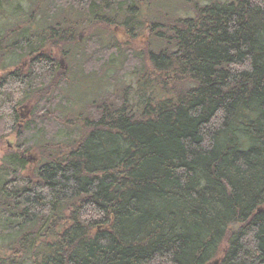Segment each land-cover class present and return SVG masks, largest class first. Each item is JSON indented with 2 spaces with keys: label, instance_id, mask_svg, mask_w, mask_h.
I'll return each mask as SVG.
<instances>
[{
  "label": "trees",
  "instance_id": "obj_1",
  "mask_svg": "<svg viewBox=\"0 0 264 264\" xmlns=\"http://www.w3.org/2000/svg\"><path fill=\"white\" fill-rule=\"evenodd\" d=\"M26 1L0 0V141L17 139L0 264H264V0L189 17L174 0Z\"/></svg>",
  "mask_w": 264,
  "mask_h": 264
},
{
  "label": "rangeland",
  "instance_id": "obj_2",
  "mask_svg": "<svg viewBox=\"0 0 264 264\" xmlns=\"http://www.w3.org/2000/svg\"><path fill=\"white\" fill-rule=\"evenodd\" d=\"M174 1L176 2V4L181 6L182 10L177 8L176 5H173L174 8H176V10L174 11L173 14L175 16H177V17H189V16L192 15V12L190 11L192 4L200 5V4H204L206 2H209L210 0H174ZM220 1L224 2V1H227V0H220ZM20 5L23 8V10H26L27 7H28V4H27L26 0H20ZM58 13L59 14L57 16L58 17L60 16L62 18L63 13H61V12H58ZM113 30L116 31V33H118V34L120 33L119 29H113ZM85 37H86V34H84L82 32H79L77 39L78 40L80 39L79 42H82ZM136 41H140L141 44L145 45V43H147L149 41V38L147 36V32L143 35V37L138 38ZM73 54L75 55V54H77V52H75ZM70 58L72 59V57H70ZM81 59H82L81 57H76L75 59L69 60L70 62L68 60H66V59H64V61L61 60L62 61V63H61V71L65 70V69L66 70L70 69L71 77H81V76H79L80 74H77L78 76H76V72L78 71V69L76 67L77 64L75 63V61L80 62ZM113 72H115V69L110 70V71L108 70L103 75L104 76L108 75L107 78H109L112 75ZM104 76H103V78H104ZM89 85H90L89 82H81L78 85L77 84L73 85V88H70V90H71L70 93H72L73 96L80 98V96H82L85 92L88 91V86ZM92 87H95V88L97 87V89H100V90L102 89L100 81L95 82ZM112 88L113 87L108 86V90L112 89ZM90 91L92 92V90H90ZM93 92H95V91H93ZM26 108L27 109L20 108L18 110V112L20 114V118H22V120H21L22 122H23V120H25L24 118L28 117V113H29L28 109L30 110V106H26ZM16 141H17L16 132H10V133H8L7 135H5L2 138V140L0 141V159H1L2 155L5 153L6 149L7 150L8 149L9 150H13V147L15 146ZM24 154H26L27 157H30L28 159L30 165L33 166V165L38 163V154L35 151H29V152H26ZM230 228H231V231H236V229L238 227L233 225ZM214 262H215V260H212V261L209 262V264H215Z\"/></svg>",
  "mask_w": 264,
  "mask_h": 264
},
{
  "label": "bare ground",
  "instance_id": "obj_3",
  "mask_svg": "<svg viewBox=\"0 0 264 264\" xmlns=\"http://www.w3.org/2000/svg\"><path fill=\"white\" fill-rule=\"evenodd\" d=\"M79 37H80V36H79ZM79 40H80V39H79ZM65 70H66V69H65ZM26 158H28V159H29L30 157H27V156H26ZM214 263H215V264H217V261H215Z\"/></svg>",
  "mask_w": 264,
  "mask_h": 264
}]
</instances>
